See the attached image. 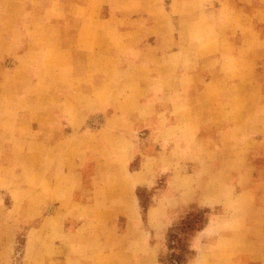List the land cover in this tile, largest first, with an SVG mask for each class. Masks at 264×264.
Here are the masks:
<instances>
[{
  "label": "crops",
  "instance_id": "crops-1",
  "mask_svg": "<svg viewBox=\"0 0 264 264\" xmlns=\"http://www.w3.org/2000/svg\"><path fill=\"white\" fill-rule=\"evenodd\" d=\"M259 25L264 0H0V264H162L193 204L225 212L184 264H264Z\"/></svg>",
  "mask_w": 264,
  "mask_h": 264
},
{
  "label": "rangeland",
  "instance_id": "rangeland-1",
  "mask_svg": "<svg viewBox=\"0 0 264 264\" xmlns=\"http://www.w3.org/2000/svg\"><path fill=\"white\" fill-rule=\"evenodd\" d=\"M256 4V3H255ZM260 29H264V26L262 25H259ZM261 70V76L262 77V80H263V89H264V66L261 68H259ZM253 159L255 161V163L259 164V165H264V152L262 151L261 153L258 152L256 153L254 156H253ZM165 181V176L163 175L161 178H159V184L158 186H156L155 188H153V191H150V190H147V189H139L138 191V194H139V197H140V200H141V205H142V208H143V212H144V207L147 206L150 204L151 202V195L150 194H154L155 192H157L158 190H156L157 188L161 187L163 183H160ZM206 207H201V206H198L196 204H193L186 212H181L179 214V219L177 221L178 225H174L172 227H170V230L168 232V241L166 242V246H165V249L163 251V253L161 254V257H160V260H161V263L162 264H176V262H174L172 260V254H180L181 253V249H180V243L176 240V243L175 241H173L172 239V235L173 233L179 235L181 237V239L183 238H187L189 240V237L191 236V234H193V232H195L194 230H188L187 232H183L182 231V227L180 228V224L181 222L183 221L182 219L187 215V213L189 211L191 212H199L200 215H204L205 217L208 216L209 218L214 216V215H217V214H221L225 211H223V209H221L220 207H215V208H210V212L207 213L205 212L204 209ZM209 208V207H207ZM180 228V229H179ZM23 240H24V237L20 236L19 238V245L22 246L23 244ZM188 242V241H187ZM189 243V242H188ZM191 249V248H190ZM186 259L188 258V261L193 257V251L190 250V252L186 253Z\"/></svg>",
  "mask_w": 264,
  "mask_h": 264
},
{
  "label": "trees",
  "instance_id": "trees-1",
  "mask_svg": "<svg viewBox=\"0 0 264 264\" xmlns=\"http://www.w3.org/2000/svg\"><path fill=\"white\" fill-rule=\"evenodd\" d=\"M147 206L144 207V212L146 211ZM205 212L209 213L210 212V208H204L202 209ZM209 217L208 216H204V215H200L199 212H191L189 211L187 213V215L182 219L183 221L180 224V228L182 227V231L185 233L188 230H199L201 229L206 222L208 221ZM179 228V229H180ZM172 239L173 241L176 240L180 243V249H181V253L180 254H172V260L174 262H176V264H184L188 262V258L186 259V253L190 252V246L189 243L187 242L188 239L187 238H183L181 239V237L175 233H173L172 235Z\"/></svg>",
  "mask_w": 264,
  "mask_h": 264
}]
</instances>
